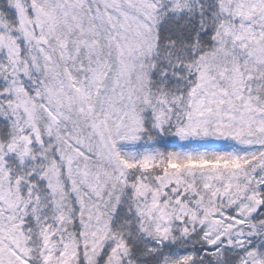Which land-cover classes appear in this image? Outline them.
Masks as SVG:
<instances>
[{
  "label": "snow or ice",
  "instance_id": "1",
  "mask_svg": "<svg viewBox=\"0 0 264 264\" xmlns=\"http://www.w3.org/2000/svg\"><path fill=\"white\" fill-rule=\"evenodd\" d=\"M0 264H264V0H0Z\"/></svg>",
  "mask_w": 264,
  "mask_h": 264
}]
</instances>
